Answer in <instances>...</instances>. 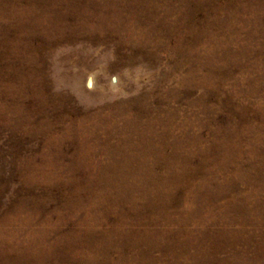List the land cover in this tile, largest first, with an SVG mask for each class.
Instances as JSON below:
<instances>
[{
	"label": "rangeland",
	"instance_id": "obj_1",
	"mask_svg": "<svg viewBox=\"0 0 264 264\" xmlns=\"http://www.w3.org/2000/svg\"><path fill=\"white\" fill-rule=\"evenodd\" d=\"M0 264H264V0H0Z\"/></svg>",
	"mask_w": 264,
	"mask_h": 264
},
{
	"label": "bare ground",
	"instance_id": "obj_2",
	"mask_svg": "<svg viewBox=\"0 0 264 264\" xmlns=\"http://www.w3.org/2000/svg\"><path fill=\"white\" fill-rule=\"evenodd\" d=\"M91 77V76H90ZM94 77V76H93ZM94 79V78H93ZM95 80V79H94ZM89 85H92V79L89 80Z\"/></svg>",
	"mask_w": 264,
	"mask_h": 264
}]
</instances>
